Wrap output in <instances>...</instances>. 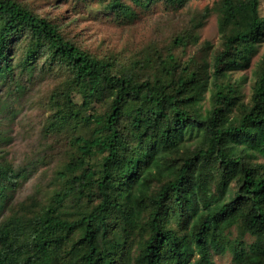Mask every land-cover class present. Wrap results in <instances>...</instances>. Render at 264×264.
I'll return each instance as SVG.
<instances>
[{"label":"trees","instance_id":"obj_1","mask_svg":"<svg viewBox=\"0 0 264 264\" xmlns=\"http://www.w3.org/2000/svg\"><path fill=\"white\" fill-rule=\"evenodd\" d=\"M190 1L111 0L125 26L165 10L154 39L99 56L70 20L0 0V113L17 99L46 132L89 130L45 205L13 202L21 173L0 149V264H214L227 251L264 264V54L247 100L229 75L263 46L260 0L183 11ZM213 14L211 52L198 42Z\"/></svg>","mask_w":264,"mask_h":264},{"label":"rangeland","instance_id":"obj_2","mask_svg":"<svg viewBox=\"0 0 264 264\" xmlns=\"http://www.w3.org/2000/svg\"><path fill=\"white\" fill-rule=\"evenodd\" d=\"M42 13L52 14L55 18L70 20V33L83 40V45L99 56L110 55L124 49L139 47L157 36L153 21L164 13L165 5L159 3L151 10L138 11L139 20L125 26L114 21L106 6L111 0H21ZM218 0H191L183 11L200 13L212 7ZM261 17H264V0H260ZM166 36L169 28L163 29ZM199 46L211 45L214 52L221 44L218 19L215 14L205 20L199 30ZM264 54V43L250 68L231 72L233 83L241 84L247 100L256 80V70ZM15 111L0 113V149L7 164L12 166L20 178L13 192L15 204L21 205L30 200L42 205L50 203L62 187L60 173L75 161L82 160V153L74 142L76 137H88L89 130L77 127L69 132H46L40 126L37 112H26L20 100H11ZM10 105V104H8ZM95 165L96 161H89ZM253 242L251 236L246 238ZM214 264H233L230 251L213 254Z\"/></svg>","mask_w":264,"mask_h":264}]
</instances>
